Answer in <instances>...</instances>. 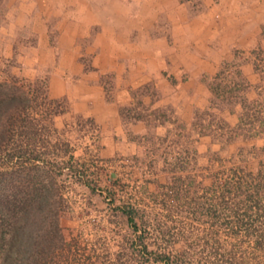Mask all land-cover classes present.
Masks as SVG:
<instances>
[{
    "label": "rangeland",
    "instance_id": "rangeland-1",
    "mask_svg": "<svg viewBox=\"0 0 264 264\" xmlns=\"http://www.w3.org/2000/svg\"><path fill=\"white\" fill-rule=\"evenodd\" d=\"M181 1L194 12L200 8L201 0ZM3 3L0 80L16 76L32 98L37 89L47 88V73L28 74L31 63L21 56L33 44L25 41L28 25L16 27L12 54L4 56L12 5ZM256 52L264 72V51ZM245 94L240 89L217 97L210 109H196L187 123L167 109L149 110L140 150L132 158L101 155L89 124L77 117L76 125L58 128L56 115L52 124L45 117L47 104L29 100L39 122L34 129L38 151L55 162L45 167L47 177H40L52 185V212L45 219L52 239H37L35 264H166L164 258L171 264H264V137H257L264 133L248 137V125L238 129L239 119L230 125L220 112L236 103L242 107L245 98L264 117V100ZM61 100L65 106L66 99ZM247 112L253 111H241ZM196 116L202 128L194 125ZM164 121L171 127L158 134L156 127ZM221 121L227 127L219 128ZM238 180L242 187L229 195L223 185ZM222 193L228 203L215 207ZM124 207L133 210L135 228Z\"/></svg>",
    "mask_w": 264,
    "mask_h": 264
},
{
    "label": "crops",
    "instance_id": "crops-1",
    "mask_svg": "<svg viewBox=\"0 0 264 264\" xmlns=\"http://www.w3.org/2000/svg\"><path fill=\"white\" fill-rule=\"evenodd\" d=\"M10 1L4 56L16 27L28 25L25 41L33 44L21 55L28 74L46 72L49 97L66 99L54 125H76L79 117L105 157L139 152L146 124L136 114L162 108L187 123L196 109H210L208 82H242L248 99L264 100L254 54L264 51V0H201L197 12L181 0ZM241 111L236 103L220 112L235 125ZM170 127L159 123L157 133Z\"/></svg>",
    "mask_w": 264,
    "mask_h": 264
},
{
    "label": "trees",
    "instance_id": "trees-1",
    "mask_svg": "<svg viewBox=\"0 0 264 264\" xmlns=\"http://www.w3.org/2000/svg\"><path fill=\"white\" fill-rule=\"evenodd\" d=\"M3 6V0H0V15ZM255 54L258 56V52ZM255 67L262 69L258 67L257 62ZM220 74L221 72L216 78H219ZM10 78L0 80V264H35L33 257L39 250L37 239L39 242L42 239L43 243L52 239L49 238L50 231L46 228L45 222L52 212L50 201L52 185L50 180V183L46 184L40 177H47L45 167L53 168L55 162L53 158L47 159L46 151H38L40 144L36 141L34 129L38 128L39 122L34 116L36 113L33 115L32 108H29L28 102L42 100L47 104L45 117L50 118V124L53 123V116L65 112L66 107L61 104L63 100L49 98L46 87L42 90L37 89L35 96L32 95L30 98L24 86L20 84L21 80L16 76ZM208 87L212 94V103H215L214 99L217 97H227L235 90L245 89V85L237 81L232 84L228 81L222 83L214 80L208 82ZM241 104L242 109L253 112L241 113L237 128L242 130L248 125L246 131L251 133L248 137L264 133V117L260 116V108L249 106L245 98H242ZM120 115L122 118L127 117L123 107L120 108ZM135 117L147 122L146 115L136 114ZM219 123V128L227 127L225 122ZM194 125L201 126L197 116ZM241 187L240 180L234 183L226 182L223 185L229 195ZM227 197L233 200L230 196ZM227 200L222 193L220 202L214 203L215 207L226 205ZM122 212L126 215L128 224L135 228L133 210L124 207ZM58 218V215L55 216L56 228L61 230L58 227ZM163 261L171 264L166 258Z\"/></svg>",
    "mask_w": 264,
    "mask_h": 264
}]
</instances>
